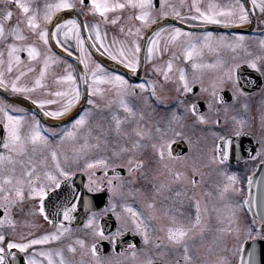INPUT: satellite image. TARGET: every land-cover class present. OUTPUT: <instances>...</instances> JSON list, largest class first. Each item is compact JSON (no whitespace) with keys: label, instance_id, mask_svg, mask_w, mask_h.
I'll list each match as a JSON object with an SVG mask.
<instances>
[{"label":"snow or ice","instance_id":"snow-or-ice-1","mask_svg":"<svg viewBox=\"0 0 264 264\" xmlns=\"http://www.w3.org/2000/svg\"><path fill=\"white\" fill-rule=\"evenodd\" d=\"M9 3L19 14L13 22L11 6L0 10V89L23 96L51 122L42 123L36 112L0 98L4 133L0 137V264H77L65 256V247L69 253L80 252L78 264H256L254 248L246 247L245 241L264 233V212L241 216L244 205L251 211L256 204L250 192L254 177L229 172L224 166L234 147H241L233 145V136L240 137L251 122L247 102L240 104L243 114L233 107L249 96L237 73L241 64H247L264 75V38L259 41L261 51L254 54L244 45L241 32L230 39L226 32L188 31L167 20L195 27L243 25L257 7L264 13V0H251V9L248 0L228 5L213 0L205 5L200 0H56L42 9L29 0ZM62 10L76 14L53 24L54 14ZM88 13L98 18H79ZM102 24L118 28L119 35L113 34L109 41ZM162 36L169 37L163 46ZM178 43L183 61L190 63L191 78L185 66L175 63L180 58L169 47ZM221 47L233 53L243 47L249 58L232 64L220 57L197 62L205 48L219 52ZM93 53L118 67L105 65ZM169 53L166 61L154 62ZM72 57L82 66L78 74L68 61ZM60 63L64 74L54 79L67 86L51 91L47 74ZM143 64H149L148 72L136 79ZM205 68L218 73L207 85L196 74ZM153 74L173 84L176 107L158 94L163 85L159 79L147 78ZM226 82L231 83V102L223 95ZM39 89L47 95H35ZM189 95L194 98L189 100ZM161 103L167 109L164 116L156 115ZM186 116L219 129L211 133L214 142L204 154L207 165H216L227 180L217 183L215 190L203 187L201 169L206 165L195 159L188 163L187 154H174L175 138L183 136L177 128L184 127ZM259 119L258 147L255 155L251 148L248 154L264 167V109ZM229 124L232 132L225 131ZM65 143L71 147L65 149ZM178 161L184 162L182 169L176 166ZM77 172L87 174L84 187L90 192L106 188L102 207L77 192L73 183ZM142 182L143 188L136 186ZM62 184L69 186L68 191L50 198L49 193ZM26 201L31 202L28 209L23 207ZM81 204L83 235H73L71 224ZM40 217L51 226L49 230L17 232L18 224L38 228L35 221ZM213 221L218 225L215 229ZM207 231L214 233L217 255L200 261L193 242ZM125 234L133 239L125 241ZM68 236L72 239L63 247H37ZM104 241L110 245L106 255ZM18 253L25 255L19 258Z\"/></svg>","mask_w":264,"mask_h":264},{"label":"flooded vegetation","instance_id":"flooded-vegetation-1","mask_svg":"<svg viewBox=\"0 0 264 264\" xmlns=\"http://www.w3.org/2000/svg\"><path fill=\"white\" fill-rule=\"evenodd\" d=\"M170 2H178V0H170ZM187 2L190 3V0H187ZM215 3H219L221 5H228L233 2V0H213ZM200 3L202 5H205L208 3V0H200ZM31 4L33 5V2L31 1ZM11 6L13 9V22L18 19V14H19V9L14 5L10 4L9 0H0V10H3L5 7ZM40 6V5H39ZM247 6L249 9L252 8L251 0H248ZM35 7V5H34ZM41 8V7H40ZM42 9V8H41ZM58 13V12H57ZM55 13L54 16L57 14ZM91 13H88L86 15H82L84 20L88 21H93L94 17L90 16ZM168 23H175L178 26L184 27L188 31H193V32H202L205 30L208 31H213L216 33H221V32H226L228 34V37L231 39L233 36V33L236 32H241L244 34L246 37L245 41L243 42L244 45L247 46V49L250 50L254 54H258L261 51V46H260V39L264 38V13H261L260 9L257 7L255 11L250 12V20L246 22L243 25H238V24H233L230 26H223V25H205L203 27H195L192 26L191 24H181L179 21L174 20L173 18H168L167 20ZM101 30L107 31L108 33V40L110 41L112 39V36L114 33H112L114 30H117V35H119L118 29L114 28L111 25H101ZM166 39H169L167 36H162L160 38V44L161 46L164 45V42ZM70 43L72 45H75L74 40H70ZM197 43H199L197 41ZM172 51H175L177 56L180 58L179 60L175 61V63L180 64L182 66H185L188 69V74L189 77H192V69L190 66L189 62L183 61V48L180 46V44L176 45H170L169 46ZM57 52H60V49H56ZM238 53V56L236 55ZM236 53H233V51L229 48H224L221 47L219 52H209L207 48L203 50V55L196 57L197 62H212L215 60L217 57L223 58L225 61H227L228 64H232L235 62H238L239 60H246L248 59V53L245 51V48L240 47L237 48ZM22 55H26V53H22ZM94 57L96 59L101 60L105 65L110 66V67H118V65L111 61L109 58H107L109 62L106 60H102L97 56L96 53H93ZM169 54H166L162 60H154L155 63H162L163 61H166L168 59ZM105 57V56H104ZM235 57V59H234ZM67 58V57H66ZM69 63L73 65V68L75 69L76 73H78L76 67L78 66L77 62L73 60L72 58H68ZM64 66L62 63L56 64L51 66L47 78H46V84L47 87L51 91H57L60 89V84L55 82V75L61 74V68ZM149 69V64H143L139 70V76L136 79L142 78L145 76V74L148 72ZM126 71V70H122ZM198 76H201L204 80V83L207 85L210 83V81L217 77L218 73L217 71L213 69H202L199 70L196 73ZM240 77V84L242 86L243 84V79H246V82H249L251 86L256 85L257 83H261L259 87H255L249 91V96L245 99H242L240 102L237 104L233 105L236 111L241 112L243 114V110L240 107L241 103L247 102L249 105V111L247 115L250 117V124L246 126L244 132L247 133V143L243 145L242 147L244 149L249 150V148L252 149L251 155H255V147H258L256 144V139L259 137V135L262 132L261 129V123L259 119V115L262 109H264V75H262L260 72L250 68L247 64H241L240 69L237 73ZM148 79H159L160 83L163 85L162 88H158V94L161 96H166L168 98V103L172 105V107H176L175 103L173 102L172 98L176 95L175 89L172 83L166 82L162 79V76H156L155 74L147 76ZM28 79H31V76L28 77ZM249 79V80H248ZM194 90L196 92H199V85L194 86ZM245 90V89H244ZM226 91V92H224ZM114 94V93H109ZM35 95L39 96H45L47 95L46 93L43 92V89H39ZM223 95L225 96V99L231 102V83L226 82L225 87L223 89ZM0 98L8 100L10 103L13 104H18L26 109H29L30 112H36L38 116L41 118V122H51V118L49 117H44L42 112L39 111V109L32 105L31 102L27 101L26 99L23 98V96L11 92H5L4 90H0ZM194 97L191 95L188 96V99L191 100ZM82 103L85 104L86 106V100L82 101ZM199 106L201 110H204L206 105L204 103V100L201 99L199 101ZM79 107V105L77 106ZM179 110V109H178ZM167 112V109L163 107V104L161 103L160 106L156 107V115L158 116H164ZM75 113V110H74ZM104 113L107 114V110H104ZM17 114V113H14ZM229 116L233 115V112L230 111L228 113ZM221 118L223 119V113H221ZM184 127L177 128L178 131L183 132V136L175 138V143L172 145L174 154H179V155H185L187 154L189 160L188 163H191L193 159L197 160L199 163L206 165L203 167L201 170L205 173L204 176V182H203V187L207 188L209 190H215V185L217 183L223 184L226 183L227 180L224 176L220 175L219 170L217 169L216 165H207V161L205 159V153L206 149H210L212 147V144L214 142V137L212 136L213 131H218L219 129L216 127H212L209 125H203L198 122H195L194 118L191 116H186L185 120L183 121ZM225 131L227 132H232L233 131V125L229 124L226 128ZM243 132V133H244ZM251 133V134H249ZM3 127L2 124H0V137L3 136ZM185 137L187 139H185ZM65 149H68L71 147L70 143H65L63 146ZM191 148V150H190ZM260 161H253L249 159V154L247 157L243 159H237L236 162H231L227 161L225 164V170L232 172H238L241 176L246 177L248 174H251L252 176L255 174L257 169L259 168ZM176 166L178 168H183L184 162L178 161L176 162ZM151 178V177H150ZM87 174L86 173H81L77 172L76 175L73 177V183L76 185L77 192H79L82 196H87L89 203L94 204L97 208L102 207L103 204L107 201L108 193L106 188L101 189L95 193L90 192L87 188H85V184L87 183ZM137 187H144L143 182L141 184L136 185ZM68 185L67 184H62L60 189H55L53 192L49 193V197L52 199H55L57 195L63 196L67 191H68ZM244 194L247 195L249 194V190L247 187H245ZM49 198H46V201ZM31 202L26 201L23 204V207L25 209L30 208ZM219 206V205H218ZM245 209V215L248 218H251V214L249 211L246 209V205H244ZM82 204H81V209L78 210L77 213V220L71 224V227L73 229V235H83V230L81 228L83 219L85 218L82 215ZM245 215H241L242 217ZM20 220H24V216L19 217ZM31 219V217H29ZM36 223L39 224L38 228H31L29 226L23 225V224H18L17 227V232H24L27 233L29 231H34V232H42L50 229V225L47 224V222H44L42 220V217L38 218V220L35 221ZM211 227L215 229L218 227L217 223L215 221L212 222ZM159 234V233H158ZM259 236H264V233H262ZM214 233L213 231H207L203 237V239L197 238L193 244V252L197 256V258L200 261H207V260H212L215 258L217 253L214 251L215 249V243H214ZM256 237V236H255ZM254 237V238H255ZM72 239L71 236L65 237L59 242H53L48 245L44 246H37V247H63L66 245L67 242H70ZM125 241L127 240H132L133 236L131 234H125L123 237ZM137 244H139V236L135 237ZM102 243V249L103 255H106L110 251V245L108 242L104 241ZM209 245H212V249L209 248ZM18 251V250H17ZM64 254L66 257L69 259H72L74 261L79 262L80 260V252L77 251L75 254L69 253L65 247ZM25 254L24 253H18L19 258H22ZM90 257H84L85 260L89 259ZM171 258V256L169 257ZM39 259V257H38ZM22 264V261L20 262ZM46 264V261H45Z\"/></svg>","mask_w":264,"mask_h":264},{"label":"water","instance_id":"water-1","mask_svg":"<svg viewBox=\"0 0 264 264\" xmlns=\"http://www.w3.org/2000/svg\"><path fill=\"white\" fill-rule=\"evenodd\" d=\"M71 11V10H63L61 11L53 20V24L56 22V20L61 16L62 14ZM81 20H84L82 15L79 17ZM73 60H75L74 57H72ZM76 61V60H75ZM77 62V61H76ZM81 66V65H80ZM82 68V66H81ZM242 87L245 89V91H251V89L255 87H259L261 83H257L254 86H251L249 82H246V79H243ZM249 80V79H248ZM85 87V86H84ZM3 90V89H0ZM226 92V91H224ZM247 143V137L246 135H241L240 137L233 136V145H240L241 147L237 150L235 147L233 151L230 153L229 159H243L247 157L248 152L246 149H244L242 146ZM253 183L252 187L250 189L251 196L255 199L256 204L252 206V210L250 211L252 215H254L257 212H264V167H260L257 169L256 173L253 175ZM259 181V183H258ZM248 208V205H246ZM259 219V217H257ZM246 247H252L255 251V259L256 264H264V238H256L247 241Z\"/></svg>","mask_w":264,"mask_h":264},{"label":"rangeland","instance_id":"rangeland-1","mask_svg":"<svg viewBox=\"0 0 264 264\" xmlns=\"http://www.w3.org/2000/svg\"><path fill=\"white\" fill-rule=\"evenodd\" d=\"M31 1L33 2V7H34V5H35V7H37V6H39V7H43V5L45 4V3H56V0H29V2L31 3ZM91 17H93L92 16V14L90 15ZM98 17H94V19H97ZM116 29H118V28H116ZM117 30H114L112 33H114V34H117V32H116ZM76 69H77V67H76ZM77 71H78V69H77ZM78 73H79V71H78ZM77 73V74H78ZM61 74H64V66H62V68H61ZM67 85L65 84V85H61L60 84V88L61 87H66ZM102 87H107L106 85H101ZM80 87L82 88V90H83V85L81 84L80 85ZM241 215H245V209H244V211H242L241 212Z\"/></svg>","mask_w":264,"mask_h":264},{"label":"bare ground","instance_id":"bare-ground-1","mask_svg":"<svg viewBox=\"0 0 264 264\" xmlns=\"http://www.w3.org/2000/svg\"><path fill=\"white\" fill-rule=\"evenodd\" d=\"M74 14H72V13H65V14H63V15H61L60 16V18L58 19V21H60V20H62V19H66V18H69V17H71V16H73ZM107 61V60H106ZM107 62H109V61H107ZM110 64H112L111 62H109Z\"/></svg>","mask_w":264,"mask_h":264}]
</instances>
